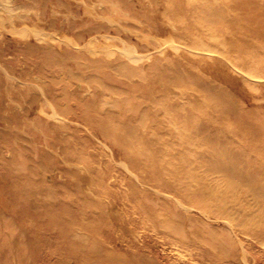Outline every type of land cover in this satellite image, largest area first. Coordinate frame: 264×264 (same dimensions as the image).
I'll return each instance as SVG.
<instances>
[{
    "label": "rangeland",
    "instance_id": "obj_1",
    "mask_svg": "<svg viewBox=\"0 0 264 264\" xmlns=\"http://www.w3.org/2000/svg\"><path fill=\"white\" fill-rule=\"evenodd\" d=\"M0 264H264V0H0Z\"/></svg>",
    "mask_w": 264,
    "mask_h": 264
},
{
    "label": "bare ground",
    "instance_id": "obj_2",
    "mask_svg": "<svg viewBox=\"0 0 264 264\" xmlns=\"http://www.w3.org/2000/svg\"><path fill=\"white\" fill-rule=\"evenodd\" d=\"M84 5H85V4H84ZM84 7H85V6H84ZM99 7H100V6H99ZM87 10H88V9H87ZM102 10H103V9H102ZM83 14H84V13H83ZM85 15H86V14H85ZM87 15H88V14H87ZM91 15H92V14H91ZM89 16H90V15H89ZM94 16H95V15H94ZM94 16H93V17H94ZM107 16H108V15H107ZM98 17H99V16H98ZM98 17H97V18H98ZM94 18H96V17H94ZM66 19H67V18H66ZM113 19H115V18H113ZM96 20H97V19H96ZM67 21H68V20H67ZM115 21H116V19H115ZM111 22H112V21H111ZM30 24H31V23H30ZM30 24H29V25H30ZM32 25H33V24H32ZM115 27H116V26H115ZM123 27H124V26H123ZM34 28H35V27H34ZM49 28H50V27H48L47 29H49ZM68 29H69V28H68ZM122 29H123V28H122ZM44 30H45V29H44ZM98 30H99V29H98ZM123 31H124V30H123ZM91 32H94V31H91ZM91 32H90V33H91ZM119 32H120V31H119ZM90 33H89V34H90ZM85 34H86V33H85ZM89 34H88V35H89ZM83 35H84V33H83ZM138 38H139V37H138ZM139 39H140V38H139ZM44 41H45V40H44ZM222 41H223V40H222ZM47 42H49V41H47ZM48 44H49V43H48ZM73 45H75V44H73ZM146 45H147V44H146ZM220 45H221V44H220ZM148 46L150 47V45H148ZM221 46H222V45H221ZM223 47H224V45H223ZM224 52H225V51H224ZM219 53H220V52H219ZM224 59H225V58H224ZM151 68H152V67H151ZM181 68H182V67H181ZM152 69H153V68H152ZM182 69H183V68H182ZM150 70H151V69H150ZM150 70H149V71H150ZM172 70H173V69H172ZM177 70H178V68H177ZM68 72H69V71H68ZM176 72H178V71H176ZM69 74H71V73L69 72ZM149 74H150V73H149ZM75 75H76V74H75ZM84 75H85V74H84ZM169 75H170V74H169ZM152 76H153V75H152ZM170 76H172V75H170ZM155 78H156V77H155ZM84 79H87V78L85 77ZM91 79L94 80L93 78H91ZM150 79H151V78H150ZM154 80H155V79H154ZM169 80H170V79H169ZM96 81H97V80H96ZM98 81L100 82L101 80H98ZM98 81H97V82H98ZM168 82H170V81H168ZM160 83H161V82H160ZM168 84H169V83H168ZM127 93H128V92H127ZM130 93H131V92H130ZM125 95H128V94H125ZM138 103H139V102H138ZM123 106H124V105H123ZM121 107H122V106H121ZM131 113H133V112H131ZM158 113H159V112H158ZM133 114H134V113H133ZM159 114H160V113H159ZM155 115H157V113H155ZM156 117H157V116H156ZM156 117H155V118H156ZM161 119H162V118H161ZM162 121H164V123H165V120H162ZM150 124H153V122H150ZM169 129H171V127H169ZM185 133H186V132H185ZM175 134H176V133H175ZM167 139H168V138H167ZM170 139H171V138H170ZM157 140H158V139H157ZM198 141H199V140H198ZM176 149H177V148H176ZM169 151H170V150H169ZM169 151H168V152L165 151V152L169 153ZM175 153H177V152L175 151L174 154H175ZM192 155H193V154H192ZM176 183H177V182H176ZM178 184H179V183H178ZM159 189H160V188H159ZM169 195H170V194H169ZM254 195H255V194H254ZM166 197H167V196H166ZM172 198H173V197H172ZM177 199H178V198H177ZM175 201H176V200H175ZM184 206H185V205H184ZM185 207H186V206H185ZM196 213L198 214V212H196ZM166 216H167V215H166ZM168 217H169V216H168ZM168 217H167V218H168ZM169 219H170V218H169ZM186 219H187V218H186ZM239 220H240V218H239ZM183 222H184V221H183ZM236 222H238V221H236ZM238 223H239V222H238ZM164 225H166V223H165ZM185 225H186V224H185ZM228 226H229V225H228ZM160 227H161V226H160ZM165 227H166V226H165ZM161 228H162V227H161ZM166 230H167V227H166ZM231 230H232V229H231ZM237 231H238V230H237ZM232 232H233V231H232ZM184 235H186V234H184ZM194 241H195V240H194Z\"/></svg>",
    "mask_w": 264,
    "mask_h": 264
}]
</instances>
